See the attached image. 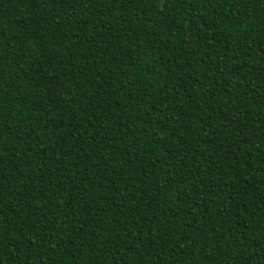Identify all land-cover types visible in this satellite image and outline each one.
I'll return each instance as SVG.
<instances>
[{
  "label": "trees",
  "instance_id": "obj_1",
  "mask_svg": "<svg viewBox=\"0 0 264 264\" xmlns=\"http://www.w3.org/2000/svg\"><path fill=\"white\" fill-rule=\"evenodd\" d=\"M0 264H264V0H0Z\"/></svg>",
  "mask_w": 264,
  "mask_h": 264
}]
</instances>
